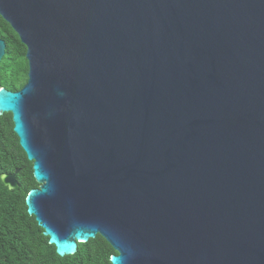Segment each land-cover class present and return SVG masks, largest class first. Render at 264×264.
Wrapping results in <instances>:
<instances>
[{
    "label": "water",
    "instance_id": "1",
    "mask_svg": "<svg viewBox=\"0 0 264 264\" xmlns=\"http://www.w3.org/2000/svg\"><path fill=\"white\" fill-rule=\"evenodd\" d=\"M0 17L27 62L0 116L59 257L99 235L110 264H264V0H0Z\"/></svg>",
    "mask_w": 264,
    "mask_h": 264
},
{
    "label": "trees",
    "instance_id": "2",
    "mask_svg": "<svg viewBox=\"0 0 264 264\" xmlns=\"http://www.w3.org/2000/svg\"><path fill=\"white\" fill-rule=\"evenodd\" d=\"M0 38L7 51L0 63V88L19 91L27 81L25 46L10 26L0 17ZM18 170V190L10 192L1 177ZM32 163L19 146L13 132L10 114L0 116V264H110L115 254L99 235L85 244H77L74 255L59 257L48 244L34 217L27 214L25 198L36 188Z\"/></svg>",
    "mask_w": 264,
    "mask_h": 264
},
{
    "label": "flooded vegetation",
    "instance_id": "3",
    "mask_svg": "<svg viewBox=\"0 0 264 264\" xmlns=\"http://www.w3.org/2000/svg\"><path fill=\"white\" fill-rule=\"evenodd\" d=\"M0 40H2L3 42H4V56H3V58L5 57V54H6V51H7V46H6V42L2 39V38H0ZM3 58H2V60H3ZM1 60V61H2ZM1 63V62H0ZM9 91V90H8ZM11 92H16V91H11Z\"/></svg>",
    "mask_w": 264,
    "mask_h": 264
}]
</instances>
